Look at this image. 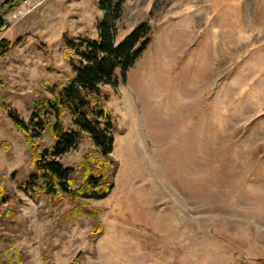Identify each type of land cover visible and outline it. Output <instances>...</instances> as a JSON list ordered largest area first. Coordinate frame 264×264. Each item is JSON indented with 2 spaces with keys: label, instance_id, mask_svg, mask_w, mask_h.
I'll use <instances>...</instances> for the list:
<instances>
[{
  "label": "rangeland",
  "instance_id": "obj_1",
  "mask_svg": "<svg viewBox=\"0 0 264 264\" xmlns=\"http://www.w3.org/2000/svg\"><path fill=\"white\" fill-rule=\"evenodd\" d=\"M101 1L1 7L0 39L13 43L0 59V177L14 194L0 203L3 233L25 264L264 260V0H125L116 43L143 22L152 42L125 78L118 70L117 85L103 87L117 129L114 187L88 200L103 208L102 232L92 234L98 222L88 217L60 228L68 202L52 210L22 189L30 155L8 109L26 121L42 115L48 88L74 76L66 40L98 38ZM52 141L47 127L41 147ZM93 147L86 136L60 161L72 166Z\"/></svg>",
  "mask_w": 264,
  "mask_h": 264
},
{
  "label": "trees",
  "instance_id": "obj_2",
  "mask_svg": "<svg viewBox=\"0 0 264 264\" xmlns=\"http://www.w3.org/2000/svg\"><path fill=\"white\" fill-rule=\"evenodd\" d=\"M124 2L101 1L104 14L98 22V38L66 40L64 58L71 65L74 76L65 84L48 88L52 97L44 103L42 115L33 112L30 120L26 121L16 111L8 109L16 129L26 138L30 155L31 173L22 187L24 192L35 200H45L52 210L68 202L71 208L60 216L57 225L64 228L69 222L88 217L98 222L92 230L94 235L103 230L100 221L103 208L92 206L88 200L109 196L114 187L110 179L116 164L112 155L116 122L108 108L110 95L103 87L117 85L118 70L125 78L152 42V27L143 22L116 43L115 26L122 15ZM5 15L0 13V29L7 24ZM12 47L9 39H0V59ZM47 127L53 141L42 148L40 138ZM86 136L94 147L86 151L80 162L65 166L60 158L77 149ZM79 173L81 178H78ZM13 195L0 177V203L9 201ZM7 215H11V211ZM1 246L6 248L0 251V264H25L24 253L13 243V239L5 236L2 227ZM257 264H264V260H258Z\"/></svg>",
  "mask_w": 264,
  "mask_h": 264
},
{
  "label": "built area",
  "instance_id": "obj_3",
  "mask_svg": "<svg viewBox=\"0 0 264 264\" xmlns=\"http://www.w3.org/2000/svg\"><path fill=\"white\" fill-rule=\"evenodd\" d=\"M22 14H24V10L23 9L18 10L17 17H20Z\"/></svg>",
  "mask_w": 264,
  "mask_h": 264
},
{
  "label": "water",
  "instance_id": "obj_4",
  "mask_svg": "<svg viewBox=\"0 0 264 264\" xmlns=\"http://www.w3.org/2000/svg\"><path fill=\"white\" fill-rule=\"evenodd\" d=\"M9 1H11V0H5V1L3 2V4L1 5V7L4 6L6 3H8ZM1 7H0V13H1Z\"/></svg>",
  "mask_w": 264,
  "mask_h": 264
}]
</instances>
